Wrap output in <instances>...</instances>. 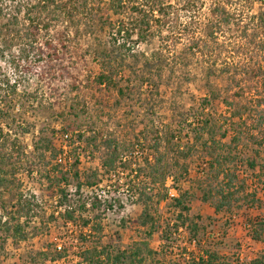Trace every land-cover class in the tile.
<instances>
[{
    "label": "rangeland",
    "instance_id": "1",
    "mask_svg": "<svg viewBox=\"0 0 264 264\" xmlns=\"http://www.w3.org/2000/svg\"><path fill=\"white\" fill-rule=\"evenodd\" d=\"M212 8L210 1L201 6L199 22L209 20ZM261 10L264 4L256 3L249 8L251 15H258ZM122 18L113 17L112 24H106L105 28L91 24L90 31L82 34L75 31L79 26L81 30L85 28V17L81 24L70 25L73 34H58L63 25L56 22L52 23L51 31L41 34L0 35V215L6 216L13 230L19 218L24 225V232L16 241L10 236L4 242L2 239L8 234L0 230V264H72L70 258L56 260V246L69 248L75 229L50 218L54 199L47 185V178L65 166L69 142L62 132L67 126L70 132L94 136L99 146L106 140L116 141L135 166L143 164L145 158H154L156 146L165 154L163 161L173 164L172 153L165 149V134L180 126L185 128L183 122L202 112L203 100L207 98L210 102L205 114L213 118L216 140L228 129V138L223 143L230 144L234 133L225 119L234 110H240L244 117L242 121L236 119L242 122L238 150L234 151L236 161L257 159L258 150L264 162V106H260L264 95V34H240L231 25L226 34L165 32L152 34L140 43L138 34H116L118 20ZM128 19L123 20L127 23ZM249 24L254 25L253 21ZM20 28L27 29L23 22ZM61 41L67 49L60 65L52 69L51 65L39 62L38 49L47 51V42L57 47ZM193 43L195 55H190ZM64 68H68L72 79H62ZM101 75L114 77L125 88V94H118L113 87L99 86L96 81ZM242 90L243 95L235 98L234 94ZM213 94L215 99H211ZM225 100L232 105H226ZM70 107L84 113L77 112L79 117L75 118ZM184 134L187 132L177 135L175 148L188 144ZM47 141L54 143L56 153L44 152ZM78 148L77 145L67 156L74 159L81 155L80 170L96 172L103 152L83 154ZM208 159L195 153L188 160L182 159L181 164L189 167V178L175 188L195 190L194 184L199 182ZM238 169L254 180L250 184L257 188L263 208L235 211L224 247L228 256L238 252L249 262L264 258V242L252 241L247 229L249 220L264 218V191L258 176L245 172V167ZM114 178L113 183L104 182L100 190L120 200L121 214L128 223V228L122 231L123 241L128 246L138 235L130 229V223L142 214L144 204L137 195H132L135 188L129 183L130 177L116 173ZM119 179L122 181L118 182ZM167 186L169 194L175 190L171 180ZM34 196L37 202L34 212L21 211L18 215L15 207L19 199ZM166 204L149 205L151 212L157 210L161 221L170 217ZM191 210L192 217L219 218L212 204L203 203L200 197L191 203ZM219 220L222 224V218ZM209 231L219 238L220 230ZM176 236L181 240L187 238L184 230ZM150 245L153 250L159 248L158 233L153 235Z\"/></svg>",
    "mask_w": 264,
    "mask_h": 264
},
{
    "label": "trees",
    "instance_id": "2",
    "mask_svg": "<svg viewBox=\"0 0 264 264\" xmlns=\"http://www.w3.org/2000/svg\"><path fill=\"white\" fill-rule=\"evenodd\" d=\"M209 1L213 8L209 20L202 24L199 22L200 8ZM100 3L105 4L101 6ZM256 3L262 5L264 0H244L243 3L241 0H0V35L23 32L41 34L51 31L52 23L56 22L63 25V30L58 34H73L70 25L81 24L84 17L87 19L85 28L81 30L80 26L77 27L75 34L88 33L91 24L105 28L106 24H112L113 17H129L127 23L124 18L118 20L116 34H138L140 43L152 34L165 32L226 34V29L231 25L236 26L240 34H264V10L258 15H251L249 12V8ZM252 21L254 25L249 24ZM20 22L27 29L22 30ZM45 47L47 51L38 49L39 62H44L45 66L51 65L52 69L63 62L66 43L61 41L55 47L52 42H47ZM189 48L190 55H195L193 51L196 50V44H191ZM60 75L64 81L68 77L72 79L68 68L62 69ZM96 83L99 86L113 87L120 95L125 94V88H121L111 75L99 76ZM243 93V90L237 92L234 97L238 98ZM212 98L215 99L214 94ZM262 99L260 106H264V95ZM225 101L226 105H232ZM208 102L210 100L207 98L203 100L202 112L183 122L185 128L180 126L165 134V149L172 153L173 164L163 161L165 154H161L160 148L156 146L154 158H145L143 164L135 166L126 158L116 141L106 140L103 146H99V140L94 136L81 134L76 130L70 132V127H66L62 137L69 142L66 146L67 155L78 145L83 154L103 152L104 156L100 158V168L96 172H83L79 168L81 155L74 159L66 155L65 166L54 172L52 178H47V185L56 202L50 218L75 229L70 247L63 246L61 250L56 248V260L70 258L72 264H264V258L248 262L238 252L228 256L225 253L227 248L224 247L235 211L245 208L258 211L263 208L257 188L250 184L254 180L243 176V171H239L238 166L240 169L245 167V172L258 176L264 191V162L258 150L255 154L259 158L246 162L236 161L234 151L238 150L242 125L236 119L242 121L244 117L240 110H234L230 118L225 119L229 120V129L234 133L230 144L223 143L228 138V129L220 135L219 141L216 140L213 118L205 114ZM70 111L75 113V118L79 117L77 112L84 113V110L77 111L73 107H70ZM184 132H187L184 136L189 140L188 144L175 148L174 142L179 140L177 135H183ZM69 138L74 141H69ZM161 139L160 137L158 140ZM43 147L45 153L55 150L51 141L45 142ZM59 151L62 153L63 150ZM194 153L207 156L209 161L199 174V182L194 184L195 190H179L175 187L182 180L188 179L190 173L188 165L181 164V160H188ZM116 173L130 177L129 183L135 188L132 195H137L138 201L144 204L142 214L130 223V229L135 230L138 235L128 246H124L123 241L122 231L128 228V223L121 214L120 200L116 195L107 194L109 197L100 198L97 194L104 182L113 183ZM169 180L172 181L173 189L178 191L176 197L169 195ZM197 197L203 203H211L219 218L192 217L191 203ZM19 202L15 207L18 215L21 211H27L28 214L30 211L34 212L33 208L37 203L35 196L21 197ZM151 202L158 206L167 202L170 217L162 218L161 221L157 217V210L151 212ZM221 218L222 224L219 220ZM18 220L21 221V218ZM19 221L13 230V226L9 227L11 225L6 216L0 215V230L4 229L8 234L2 239L4 242L10 236L16 241L17 236L24 232V225ZM210 229L220 230L219 238H214V231L209 234ZM247 229L252 241L264 242V218L249 220ZM182 230L186 232L187 238L181 240L176 235ZM155 233L159 234L160 246L153 250L150 240Z\"/></svg>",
    "mask_w": 264,
    "mask_h": 264
},
{
    "label": "built area",
    "instance_id": "3",
    "mask_svg": "<svg viewBox=\"0 0 264 264\" xmlns=\"http://www.w3.org/2000/svg\"><path fill=\"white\" fill-rule=\"evenodd\" d=\"M97 194L100 195L99 196L100 198H107L108 197L107 194L105 192H103L102 190L97 191ZM169 195L171 197H176L178 195V192L175 191V190H173V191H170V194ZM55 206H56V202L54 200V207ZM56 247L58 248V250H61L63 246L60 244V245H57Z\"/></svg>",
    "mask_w": 264,
    "mask_h": 264
}]
</instances>
